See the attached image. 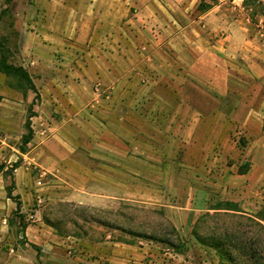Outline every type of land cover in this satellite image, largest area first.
<instances>
[{"label":"crops","instance_id":"obj_1","mask_svg":"<svg viewBox=\"0 0 264 264\" xmlns=\"http://www.w3.org/2000/svg\"><path fill=\"white\" fill-rule=\"evenodd\" d=\"M244 1L218 0L200 11L198 0H14L21 65L30 75L46 74L31 75L34 99L10 88L0 72V158L14 147L9 125L21 127L13 112L26 104L34 111L26 151L14 147L22 159L14 194L23 203L29 198L32 166L46 184L116 180L149 173L147 164H163L165 149L175 151L183 141L204 159L214 145L229 143L237 125L251 147L264 146V15ZM3 205L0 240L15 209ZM50 229L46 220L27 222L20 236L43 250L56 236ZM74 239L77 259L129 264L146 252V245L133 251L105 240L85 247ZM9 249L0 254L5 264H37L31 248Z\"/></svg>","mask_w":264,"mask_h":264},{"label":"rangeland","instance_id":"obj_2","mask_svg":"<svg viewBox=\"0 0 264 264\" xmlns=\"http://www.w3.org/2000/svg\"><path fill=\"white\" fill-rule=\"evenodd\" d=\"M13 1L0 0V41L9 50V61L21 64L22 37L15 28ZM26 1L28 4L32 0ZM256 3L257 0H248V7L264 13V7L260 11ZM31 75L41 78L46 74ZM8 80L16 83L11 76H5V82ZM28 92L35 98L33 91ZM23 108V112H13L11 118L24 129L22 121L34 111L31 104ZM9 126L8 140L18 149L21 127ZM227 137L229 143L214 145L204 159L199 157L198 149H189L183 141L175 151L165 149L163 164H147L149 173L117 174L116 180L84 182L67 178L46 184L45 179L39 181L38 170L32 166L31 194L24 202L27 208L21 213L23 220L35 223L47 219L54 225L49 231L56 236L50 239L52 246L43 250L26 245L20 236L18 218L11 213L7 218L9 232L0 240V254L20 245L36 252L37 264H108L89 255L77 259L78 241L74 238H80V246L85 247L105 240L120 247L129 245L133 251L146 245L145 256L133 258L129 264H221L215 249L200 245L192 235L197 219L207 212L217 216L203 219L200 232L238 229L242 239H258L264 254V229L260 226L264 227V146L251 147L239 125ZM14 147L7 148V156L0 158V209H4L3 201L16 206L5 194L10 183L6 174L9 166L21 158ZM77 156L88 166L94 165L91 156ZM20 201L22 207L24 203ZM124 252L118 248L117 256L122 258ZM5 262L6 258H0V264Z\"/></svg>","mask_w":264,"mask_h":264},{"label":"trees","instance_id":"obj_3","mask_svg":"<svg viewBox=\"0 0 264 264\" xmlns=\"http://www.w3.org/2000/svg\"><path fill=\"white\" fill-rule=\"evenodd\" d=\"M11 0H7V3H10ZM217 0H198L197 9L200 11L207 10L211 7L213 3ZM244 3L248 5V0H245ZM256 6L260 8V11L264 7V3H256ZM257 10H254L255 13ZM259 11V10H258ZM262 13V12H261ZM264 15V13H262ZM0 72L3 73L6 77L11 76L16 80V83L8 80L6 84L15 90L26 93L28 91H33L35 93V98H39L38 91L35 84L32 81L30 73L25 67L21 64H15L9 61V50L5 47L4 43L0 41ZM2 96L0 95V102ZM34 102V101H33ZM32 102V103H33ZM31 108V107H30ZM34 113L30 112L28 119L25 122L26 132L21 136L20 142L17 146L18 151L24 153L28 142L32 137V129L30 126V117ZM21 158L14 161L10 164L7 171V175L10 178V183L5 187V194L7 198L12 199L15 202V209L12 211V214L18 218L17 225L21 232L24 230L27 222H24L23 215L20 212L21 201L18 194H14L15 189L14 174L15 170L21 163ZM2 168H0L1 170ZM244 171H241L243 173ZM216 213H205L199 217L192 229V235L196 241L203 246L212 247L215 249L221 264H264V254L262 253V245L258 242V239L250 237L248 240L242 239L239 235V230L227 232V231H214V232H200L199 225L206 219V217H215ZM46 222L54 226L53 223L46 219ZM258 225L260 223L257 222ZM263 229L264 227L260 225ZM24 241L30 247L39 249L34 243L28 242L25 237ZM39 264V263H38ZM82 264V263H79Z\"/></svg>","mask_w":264,"mask_h":264}]
</instances>
